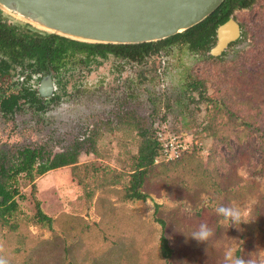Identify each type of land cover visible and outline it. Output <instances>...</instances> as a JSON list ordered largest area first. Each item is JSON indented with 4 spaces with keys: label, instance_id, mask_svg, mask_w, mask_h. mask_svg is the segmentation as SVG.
I'll use <instances>...</instances> for the list:
<instances>
[{
    "label": "rangeland",
    "instance_id": "obj_1",
    "mask_svg": "<svg viewBox=\"0 0 264 264\" xmlns=\"http://www.w3.org/2000/svg\"><path fill=\"white\" fill-rule=\"evenodd\" d=\"M234 16L241 37L220 55L175 42L142 62L109 57L82 66L43 111L22 101L13 115L0 109V151L78 155L37 176L33 191L20 180L25 197L11 223L0 221V256L10 264H226L232 250L264 264V0ZM162 125L193 149L151 167L139 186L146 198L130 199L140 144ZM35 200L50 225L34 218ZM219 205L240 209L244 221L227 226ZM200 223L213 229L207 243L191 236Z\"/></svg>",
    "mask_w": 264,
    "mask_h": 264
},
{
    "label": "trees",
    "instance_id": "obj_2",
    "mask_svg": "<svg viewBox=\"0 0 264 264\" xmlns=\"http://www.w3.org/2000/svg\"><path fill=\"white\" fill-rule=\"evenodd\" d=\"M251 0H224L222 4L208 17L191 28L177 33L166 39L155 42L139 44H103L90 43L100 48L125 49L127 46L146 47L151 45L155 50L169 46L175 42L187 44L191 51H208L209 46L214 42L215 29L218 24L223 23L235 8L249 6ZM28 24L22 26L7 23L2 19L0 11V76L7 72L12 63H23L25 60L33 59L32 63L44 65L46 62L53 64L58 56L59 49H67L71 44H86V42L76 41L56 34L47 33ZM33 28V29H32ZM202 82L195 81L189 83L192 88L197 89V85ZM201 94V92H200ZM26 98L28 101H36L33 93L27 95L9 94L0 97V109L4 114L11 113L15 106H18L19 98ZM193 149V148H192ZM191 150L182 152L181 157ZM158 154L157 143L154 138H145L140 144L138 154L133 162V172L131 173L130 186L126 196L130 199L146 198V194L139 189L145 174L153 167V159ZM180 157V158H181ZM77 151L63 152L57 154L56 159H50L48 152L42 147L25 146L15 150L0 151V221L2 224L11 223V219L18 216V199H23L25 195L20 189V180L31 183L34 190V179L50 169L75 164L78 160ZM176 161V160H174ZM259 167L264 169V159L260 160ZM34 218L42 223L50 225L51 217L46 215L40 208L39 201L35 200ZM15 225V224H14ZM160 253L168 258L172 252L168 239L164 234L160 236Z\"/></svg>",
    "mask_w": 264,
    "mask_h": 264
},
{
    "label": "water",
    "instance_id": "obj_3",
    "mask_svg": "<svg viewBox=\"0 0 264 264\" xmlns=\"http://www.w3.org/2000/svg\"><path fill=\"white\" fill-rule=\"evenodd\" d=\"M223 1L0 0V11L35 29L76 41L139 44L166 39L191 28ZM231 36L228 23L221 25L214 52L218 53ZM41 85L42 94L51 92L50 81H42Z\"/></svg>",
    "mask_w": 264,
    "mask_h": 264
},
{
    "label": "flooded vegetation",
    "instance_id": "obj_4",
    "mask_svg": "<svg viewBox=\"0 0 264 264\" xmlns=\"http://www.w3.org/2000/svg\"><path fill=\"white\" fill-rule=\"evenodd\" d=\"M235 9L232 10L229 17L223 23L218 24L216 27L214 42L209 46L207 51L209 54L220 55L230 43L235 42L241 37L242 24L234 16ZM2 19L5 20L3 16ZM226 23L229 25V34L232 36L226 44L219 47V52L215 53L214 51L217 49L218 28ZM226 36H228V33H226ZM159 50H155L153 45H151L149 49L142 46H127L125 49H110L107 47L100 48L88 42H86V44H71L63 51L61 49L58 50V56L53 64H49L48 62L44 65L40 63L28 64V62H34L33 59L25 60L23 63H12L11 67L7 69V72L0 76V97L12 93L27 95L28 92H31L35 96L36 101L30 102L26 98H19L18 106L13 108L10 115L15 113V109L20 106L21 101L29 103L31 106L33 105V108L38 111H43L47 103L61 100L62 96L66 94L68 79H71L76 74L77 76H81L82 66L88 67L89 71H91L90 65L93 63L99 64L109 57H113L118 63L142 62L146 56L157 53ZM13 77L15 79L14 81H12ZM4 78L6 80H4ZM42 81H50L52 86L50 93L42 94L40 92Z\"/></svg>",
    "mask_w": 264,
    "mask_h": 264
},
{
    "label": "clouds",
    "instance_id": "obj_5",
    "mask_svg": "<svg viewBox=\"0 0 264 264\" xmlns=\"http://www.w3.org/2000/svg\"><path fill=\"white\" fill-rule=\"evenodd\" d=\"M215 212L227 222V226L229 224L239 225L241 221H244L240 209L233 206L219 205L216 207ZM213 234V229L208 224L200 223L198 228L191 233V236L198 242L207 243ZM225 261L226 264H248V261L246 262L240 256H236L232 250L225 253ZM0 264H10V262L4 256H0Z\"/></svg>",
    "mask_w": 264,
    "mask_h": 264
},
{
    "label": "built area",
    "instance_id": "obj_6",
    "mask_svg": "<svg viewBox=\"0 0 264 264\" xmlns=\"http://www.w3.org/2000/svg\"><path fill=\"white\" fill-rule=\"evenodd\" d=\"M167 129L165 125L159 126L153 134L158 147V154L153 159L154 164L177 160L189 147L185 140Z\"/></svg>",
    "mask_w": 264,
    "mask_h": 264
}]
</instances>
